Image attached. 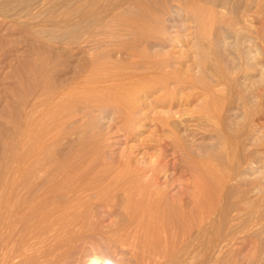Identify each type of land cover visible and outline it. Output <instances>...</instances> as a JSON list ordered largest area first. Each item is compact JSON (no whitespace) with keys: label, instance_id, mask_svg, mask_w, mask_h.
I'll use <instances>...</instances> for the list:
<instances>
[{"label":"rangeland","instance_id":"obj_1","mask_svg":"<svg viewBox=\"0 0 264 264\" xmlns=\"http://www.w3.org/2000/svg\"><path fill=\"white\" fill-rule=\"evenodd\" d=\"M193 5L203 9L206 25L201 29L192 15ZM145 9L153 13L155 24V29L147 33L136 28L135 23L142 20ZM0 39H58L60 46L81 39L96 54H92L94 58L108 64L105 66L109 71L165 77L158 86L151 85L155 88L134 94L131 116L141 119L127 128L114 105L99 108L91 103L83 107L81 102L79 106L68 105L65 100L63 107L67 111H77L73 116L76 120L66 118L60 125V133L64 134L61 143L67 135L77 143L70 164L89 152L90 160L105 166L103 172L107 174L121 169L123 157L127 160L125 168H132L129 173L134 177L133 166L153 154L151 144L162 138L161 130L163 138L180 143L177 149H183L184 155L188 153L184 156L187 162L191 158L212 159L223 177L209 216H202L200 223L193 217L194 221L192 218L187 224L189 231L175 232L179 239L174 236L170 240V249L155 250L136 244L121 245L122 236L132 240L131 236H127V230H115L123 224L122 219L106 216L100 201L86 206L92 209H87L89 215H81L83 220L75 219L81 222L75 221L76 227L44 233L40 217L35 216L37 212L27 210L20 198L16 199L18 206L15 199L7 196L10 191L21 195L24 189L0 186V264H264V162L259 161L264 129L258 127L255 115L261 105L257 92L264 89V0H0ZM206 92L215 94L216 119L205 117L201 111L204 102L212 100L205 96ZM170 152L166 159H171ZM175 158L166 173L175 172ZM67 164L60 168L64 173L58 176L63 182L57 178L62 184L56 179L53 186L65 183L62 176L69 170ZM187 177L184 175L182 181ZM176 186L171 191H176ZM11 205H17V213L24 206L18 214L21 216L13 218V228L7 226L5 217V209ZM86 226L89 227L84 230Z\"/></svg>","mask_w":264,"mask_h":264},{"label":"bare ground","instance_id":"obj_2","mask_svg":"<svg viewBox=\"0 0 264 264\" xmlns=\"http://www.w3.org/2000/svg\"><path fill=\"white\" fill-rule=\"evenodd\" d=\"M191 12L195 21H198L200 29L203 28L206 23L203 18L202 7L193 5L191 6ZM144 14L142 20L135 21L136 28L146 33L151 32L155 29L153 13L151 12L150 14V11L145 9ZM74 40L75 42H71V45L64 44L60 46L58 39H0V186H6L10 189L21 186L24 189L21 195L10 191L7 196L15 200L20 198L27 210L37 212L38 215L35 214V216L40 217L38 218L41 219L40 228L43 230L37 229V232L42 231L52 234L57 229L60 231V228H62L61 230H66L63 227L74 225L75 219H80L81 215L85 216L88 213L87 209L89 208H86V206L94 201H100L106 216L114 215L117 219L118 217L122 219L123 224L121 222V225L115 227V230H122V232L127 230L129 232H127L129 234L127 236H131L129 238L132 240L124 239L125 237L122 236V241H118L121 245L136 244V246H146L150 250L155 247L168 248L169 244H171L170 240L177 236L175 232L180 229L181 231L186 229L190 219L194 217L197 220L202 218V216L205 218L211 212L210 208L215 202L214 200L217 199L216 196L213 200L214 195L223 182L219 167L213 163L212 159H204V157L200 161H197L199 158H191V162H187L184 156L187 157L188 153L185 151L187 154L185 153L186 155H184L182 148L183 151L177 149L176 144L178 143H173L174 141L171 142V140L168 141L166 136V138H163L164 136L162 135L164 134L160 132L161 130H159V137L161 136L162 138L152 141L151 145L155 148L153 154L142 158L140 162L137 161L136 167L133 166L134 169L131 173L136 170V176L134 175L136 182L133 175L131 174L132 176H130L129 173L132 171L131 166L128 165V168L129 166L131 168H129L130 171H128L127 167L125 168L127 160L123 159V157L121 158V165L124 164L121 169L119 167L118 169L120 170L107 172V174L105 171L103 172V167L105 166L96 165L90 160L89 152L86 154L84 152V155L81 158L79 157V161L75 164L74 162L70 164L71 160L69 161V159L76 142L71 138L72 136L67 135L64 143H61L60 137L64 134L62 131L60 133V125L66 118L77 119V117H73L77 111H73L74 113L67 111L63 107V103L68 101V105H77L78 102H81L83 107L84 104L90 105L91 103L97 104L98 107L108 104L114 105L115 112L119 114L123 125L127 128V125L133 121L136 120L138 122L141 119V116H136V119L131 116L135 106L133 102L134 94L150 87L153 88L154 86L151 85L154 83H158V86L159 83L165 81L163 74L155 78L138 71V73L135 72L136 75H129L122 70H114L112 68L111 72L106 69V63L98 61L97 57L94 58L96 54L91 53L85 47V44H82L84 41L81 39ZM130 50L132 52V49ZM130 55L133 54L131 53ZM201 56L203 55L201 54ZM160 60H162V57ZM148 62L147 65L152 67L153 65L151 66L150 62ZM106 65L108 66V64ZM93 69L98 71L96 72ZM162 72L159 71V73ZM259 89L257 97L260 99L261 105H259L260 109H257L258 112L255 115L258 127L264 129V89ZM212 91L210 90V92ZM206 93L205 96L209 95L212 100H206L203 108L200 106L201 111L205 114V117H214L216 119L215 117L217 116L215 115L218 114L217 105L214 102L215 98L213 97L215 94ZM65 100L66 102H64ZM64 106L67 105L64 104ZM84 140L86 141L87 139ZM81 146L80 149H83ZM167 152H170L171 159H166ZM231 154L234 153L232 152ZM260 154L262 155L259 161L264 162V145H262ZM175 157L177 162H172L175 172L168 174L166 170L170 168V162ZM63 162L65 164L68 163L67 165L70 164L68 166L69 170L66 169L67 171L62 176L65 183L63 185H58L57 183L58 186H53V183L59 178L58 176L64 173V171L60 172V168L65 166V164L62 165ZM63 168L61 170H65ZM178 170L180 171L178 172ZM186 174L189 177L182 181V177ZM59 180L57 179V182L62 181ZM62 182L60 183L62 184ZM174 184H178V188L176 186L177 190L171 191ZM18 204L19 201H17ZM12 205L8 206V208L6 206L7 209H5V217L8 220L5 219L9 221V224H7L8 222L5 220V224L10 227L13 226H11L13 218L16 214L17 216L21 214L24 208L21 205L23 206L22 210H20L21 213H17V205L16 207ZM24 213L23 215L26 219V212ZM31 216L29 215V217ZM84 216L81 218L82 220ZM33 219L36 221L35 217ZM87 220L86 222L88 223ZM201 221L203 220L200 219L197 222L200 223ZM197 222L195 223L197 224ZM29 223L31 222L29 221ZM31 224H33V221ZM76 225L71 227H76ZM89 225L92 226L91 224ZM79 226V229H82V226ZM87 227L89 226L83 227L84 230H87ZM12 228L7 231L11 232ZM28 228H31V226ZM69 232L71 233V231ZM36 234L33 233L35 237ZM135 237L136 240L134 241Z\"/></svg>","mask_w":264,"mask_h":264}]
</instances>
